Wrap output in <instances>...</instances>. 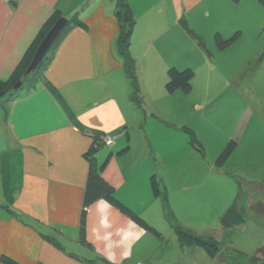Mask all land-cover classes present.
I'll use <instances>...</instances> for the list:
<instances>
[{
	"label": "crops",
	"instance_id": "1",
	"mask_svg": "<svg viewBox=\"0 0 264 264\" xmlns=\"http://www.w3.org/2000/svg\"><path fill=\"white\" fill-rule=\"evenodd\" d=\"M179 1L176 17L164 33L176 27L187 31L179 19L187 0ZM158 4V0H127L134 20L129 54L137 80L136 56L144 58L142 52L155 47L166 54L165 61L169 58L167 68L176 48L173 33L171 39H164L162 29H155L158 25L153 21L162 15ZM119 10L117 0H19L15 5L0 0V81L10 79L27 61L56 12L59 19L78 13L81 22L56 46L44 76L33 88H25L14 100L7 101L6 96L0 100V264L5 259L16 264L177 263H173L178 260L172 254L175 245L165 243L158 226L160 220L171 224L172 210L166 195H155L152 179L161 191L166 180L159 168L163 154L168 159L165 166L171 169L178 151L170 148L174 146H169V136L165 139L162 123L148 121L141 107L135 106L141 103L133 100L135 90L118 49ZM148 32L153 34L149 43ZM153 60L161 72L163 60ZM93 134L116 137L111 146L98 145L94 158L127 211L104 198L95 201L86 210L83 234Z\"/></svg>",
	"mask_w": 264,
	"mask_h": 264
},
{
	"label": "rangeland",
	"instance_id": "2",
	"mask_svg": "<svg viewBox=\"0 0 264 264\" xmlns=\"http://www.w3.org/2000/svg\"><path fill=\"white\" fill-rule=\"evenodd\" d=\"M158 3L162 15L153 21L158 25L155 29H162L164 39H171L173 33L176 48L167 68L169 58L165 61L166 54L155 47L146 48L144 58L136 56L141 97L134 102L141 103L135 106L141 107L148 121L162 123L165 139L169 136V146H174L170 148L178 151L171 169L165 166L168 159L162 151L159 167L166 176L161 194L167 197L172 221L169 225L159 219L158 226L165 243L175 245L172 254L178 260L173 263L264 264V253L254 261L259 249H264V217L252 208L264 204V4L260 0H187L179 19L188 21L197 40L182 27L164 33L180 1ZM152 35L148 32L147 43ZM133 50L137 55L138 50ZM155 57L163 60L161 72ZM172 67L194 71L190 90L170 93L166 89L167 70ZM15 86V91L20 90ZM188 130L196 136L194 144ZM231 142L237 144L234 150L218 162ZM239 196L246 223L225 230L221 217ZM176 229L213 241L219 255L212 259L201 248L176 246Z\"/></svg>",
	"mask_w": 264,
	"mask_h": 264
},
{
	"label": "trees",
	"instance_id": "3",
	"mask_svg": "<svg viewBox=\"0 0 264 264\" xmlns=\"http://www.w3.org/2000/svg\"><path fill=\"white\" fill-rule=\"evenodd\" d=\"M264 4V0H260ZM117 8H119V13L118 17L121 19V29H120V35H119V42H118V49H119V54L125 61V67H126V73L129 77V79L132 82V85L135 89V94L133 97V100H137L140 98L139 95V87H138V80H137V74H136V69H135V63L134 60L130 57L129 54V47H130V41H131V34L134 26V20L131 15V12L127 8V0H117ZM58 13L56 12L54 16L47 22L46 26L43 28L42 32L40 35L37 37L33 47L30 49L29 53L27 56L29 58L24 60L18 67L16 73L8 80L6 81H0V100L3 97H7V101L14 100L15 98L19 97L21 92L27 88H33L35 85V82L42 78L45 74L46 68L49 64V62L53 58V53L54 49L56 46L61 42V40L66 36V34L70 31V29L73 28L74 25H79L81 24L80 20L78 19V13H75L71 16L69 19V24L66 26L63 34L59 37V39L54 43L52 46L51 50L49 53L46 55L45 59L43 62L40 64L38 69L27 79L24 80L20 90L15 91L13 87L18 84L21 81L22 76L25 74L27 71L37 49L39 48L40 44L42 43L43 39L49 32V30L52 28V26L59 20ZM187 31L193 35L197 40L200 39L198 38L192 30H190L187 22L185 20L182 21L181 23ZM217 40L222 42V38L219 34H217ZM202 44V41H200ZM228 44V42H227ZM203 45V44H202ZM226 46V45H224ZM223 47V46H222ZM194 71L191 69H186L184 71H180L176 67H172L168 70V77L169 81L166 84V89L170 92L173 93L177 90H190L192 87L191 81L194 77ZM26 89V90H27ZM59 97V100L61 104L63 105L65 111L67 114L73 118V113L71 109L68 107V105L64 102L62 97L57 95ZM189 135L191 136V142L194 144L196 142V136L193 132L188 130ZM99 141V136L95 135L94 136V143L93 145ZM100 145V144H98ZM237 144L234 142H231L227 148L224 149V151L221 153V155L218 158V162H223L226 158L230 156L232 151L234 150L235 146ZM99 147V146H98ZM94 148L92 146L91 151L88 153V159L90 162V168H89V175H88V181H87V186H86V191H85V197H84V209L82 213V219H81V230L83 233L84 229V220H85V215H86V210L87 208L93 204L95 201L104 198L111 202L112 204L120 207L121 209L127 211V209L120 204V202L115 198V191L114 188L109 185L102 177V169L103 167L98 168L96 163H95V158H94V152L98 149ZM126 148L125 150H127ZM152 185H153V190L156 196L161 194V191L159 189V184L153 177L152 179ZM166 199L167 197L164 196ZM240 196L236 200L235 203H233L230 208L226 211V213L223 214L221 217V226L225 230H231L236 227H240L246 223V219L243 214V208H242V203L239 201ZM255 211H257L260 215L264 217V204L259 203L256 206L252 207ZM133 219L142 225L143 227L147 228L152 234H154L157 237H161V234L156 230L155 228L151 227L149 224H147L145 221H143L141 218H139L136 215H132ZM179 244L184 247H197L201 248L210 258L215 259L219 255L220 249L217 246L216 243L213 241H208L204 240L203 238L196 237L190 233L181 231L176 229L175 231ZM84 234V233H83ZM264 253L263 247L259 249L257 252L258 257L254 258V261L259 260V255ZM5 264H16L14 262H11L9 260H3Z\"/></svg>",
	"mask_w": 264,
	"mask_h": 264
},
{
	"label": "water",
	"instance_id": "4",
	"mask_svg": "<svg viewBox=\"0 0 264 264\" xmlns=\"http://www.w3.org/2000/svg\"><path fill=\"white\" fill-rule=\"evenodd\" d=\"M69 24V19L66 17L60 18L49 30L39 48L37 49L27 71L22 76L21 81L16 84L15 89H19L24 80L30 77L40 66V64L45 59L46 55L51 50L54 43L59 39V37L63 34L66 26Z\"/></svg>",
	"mask_w": 264,
	"mask_h": 264
},
{
	"label": "built area",
	"instance_id": "5",
	"mask_svg": "<svg viewBox=\"0 0 264 264\" xmlns=\"http://www.w3.org/2000/svg\"><path fill=\"white\" fill-rule=\"evenodd\" d=\"M6 2H11L14 5L17 4L19 2V0H5ZM94 136V134H93ZM94 138V137H93ZM116 137H113L111 135H100L99 136V141L97 142V144L95 143L93 146L94 148L98 147V144H102V145H106V146H111L114 144Z\"/></svg>",
	"mask_w": 264,
	"mask_h": 264
}]
</instances>
